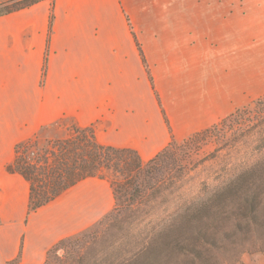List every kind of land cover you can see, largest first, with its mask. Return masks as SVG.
Returning <instances> with one entry per match:
<instances>
[{
  "label": "crops",
  "instance_id": "crops-1",
  "mask_svg": "<svg viewBox=\"0 0 264 264\" xmlns=\"http://www.w3.org/2000/svg\"><path fill=\"white\" fill-rule=\"evenodd\" d=\"M241 25L234 19L210 33L225 43L222 30ZM257 68L227 53L190 62V44L164 51L136 22L130 0H42L1 15L0 264H43L54 244L114 206L109 182L87 177L29 211L28 181L6 170L19 143L70 119L92 127L100 144L149 159L242 105L236 93L244 82L258 86L248 77Z\"/></svg>",
  "mask_w": 264,
  "mask_h": 264
},
{
  "label": "rangeland",
  "instance_id": "rangeland-1",
  "mask_svg": "<svg viewBox=\"0 0 264 264\" xmlns=\"http://www.w3.org/2000/svg\"><path fill=\"white\" fill-rule=\"evenodd\" d=\"M130 7L145 35L155 40L164 51L171 49L181 53L190 44V62L201 59L203 54L216 58L227 53L243 59L244 63H254V67L259 64L258 71H250L248 76L257 77L258 86L249 88L244 82L243 90L236 93L237 102L240 98L244 100L242 105L217 123L185 139L171 140L167 145L172 144L176 163L166 169L163 184L157 189H149L139 199L132 191L128 193L126 205L133 201L137 206L127 212L121 210L118 214L120 223L115 222L112 227L105 225L104 214L86 227L83 235L79 233L70 243L58 246L52 254L55 255L52 264L73 263L82 254L91 262L112 253L113 250L105 253L108 249H103L104 244L114 245L112 249L117 245L128 247L131 236L175 213L184 202L204 194L224 177L255 159L260 148L264 147V91L250 97L264 88V71H260L264 64V0H130ZM234 19L241 20L242 25L222 30L221 39L225 43L214 42L217 37L210 33L213 28L227 26ZM183 23L190 24V29L169 27L170 24L178 26ZM189 30L188 39L186 32ZM208 35H211L210 42L206 38ZM74 125L70 119H64L41 128L28 144L19 146L14 159L17 155L28 160L31 156L40 159L44 151H51L54 141L72 135ZM196 134V141L190 142V137ZM30 151L35 155H29ZM102 174L108 182L121 179L110 170H104ZM242 232L243 236L250 235L253 240L245 244L246 250L243 251L242 247L236 250L238 260L235 264H264V243L258 242L259 232ZM242 232L238 231L239 234ZM243 236H227L216 253L221 259L231 257L235 253L231 243Z\"/></svg>",
  "mask_w": 264,
  "mask_h": 264
},
{
  "label": "trees",
  "instance_id": "trees-1",
  "mask_svg": "<svg viewBox=\"0 0 264 264\" xmlns=\"http://www.w3.org/2000/svg\"><path fill=\"white\" fill-rule=\"evenodd\" d=\"M16 1H0V16L42 0ZM50 19L52 21V16ZM74 126L72 135L54 141L51 151H44L40 159L31 156L28 160L27 157L17 155L6 166V170L18 172L28 181L29 211L48 203L82 179H104L102 172L110 170L121 177L120 180L109 181L114 206L104 216V223L112 227L118 222L121 210L127 212L137 206L133 201L126 205L127 194L132 191L139 199L149 189H157L163 184L166 169L176 163L172 144L166 145L144 161L133 148L100 144L92 127ZM197 135L191 136L190 142L196 141ZM30 141L28 139L19 143L15 152L22 143L28 144ZM262 148L255 159L224 177L204 194L184 202L175 213L131 236L128 247L117 245L112 249L114 245L104 244L103 249H108L105 253L113 250L112 253L94 258L91 262L82 254L69 264H235L238 260L236 250L240 247L246 250L245 244L253 240L250 235L243 236L242 231L259 232L258 242L264 243ZM29 155H35V152L30 151ZM83 231L59 240L49 249L44 264H52L54 250L70 243ZM235 235L243 236L241 240L231 243L236 255L221 259L216 250L223 241L226 242L227 236Z\"/></svg>",
  "mask_w": 264,
  "mask_h": 264
}]
</instances>
